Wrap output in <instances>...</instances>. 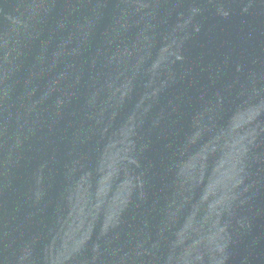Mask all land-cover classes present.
<instances>
[{
  "label": "water",
  "instance_id": "water-1",
  "mask_svg": "<svg viewBox=\"0 0 264 264\" xmlns=\"http://www.w3.org/2000/svg\"><path fill=\"white\" fill-rule=\"evenodd\" d=\"M0 264H264V0H0Z\"/></svg>",
  "mask_w": 264,
  "mask_h": 264
}]
</instances>
